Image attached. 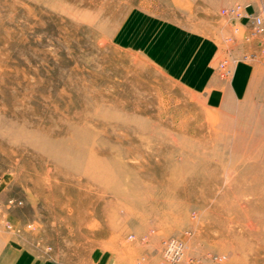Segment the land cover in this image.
Returning a JSON list of instances; mask_svg holds the SVG:
<instances>
[{"label": "rangeland", "instance_id": "obj_1", "mask_svg": "<svg viewBox=\"0 0 264 264\" xmlns=\"http://www.w3.org/2000/svg\"><path fill=\"white\" fill-rule=\"evenodd\" d=\"M263 4L0 0V257L264 264Z\"/></svg>", "mask_w": 264, "mask_h": 264}, {"label": "built area", "instance_id": "obj_2", "mask_svg": "<svg viewBox=\"0 0 264 264\" xmlns=\"http://www.w3.org/2000/svg\"><path fill=\"white\" fill-rule=\"evenodd\" d=\"M245 8V7H244ZM244 8L237 5L232 7L230 10H224L222 13L226 15H231L238 18H251V24L253 25L252 34H261L263 32V14H264V4L262 5V13L259 16L250 17L247 13H245ZM221 76L227 77L229 74L228 69L224 67V64L220 65ZM184 255V246L183 243L176 238H170L163 242L162 248V259L164 262L169 264H175L181 261Z\"/></svg>", "mask_w": 264, "mask_h": 264}, {"label": "crops", "instance_id": "obj_3", "mask_svg": "<svg viewBox=\"0 0 264 264\" xmlns=\"http://www.w3.org/2000/svg\"><path fill=\"white\" fill-rule=\"evenodd\" d=\"M217 74H218L219 82L221 84L227 81V77L223 78L221 76V71L219 69ZM0 264H49V263H44L41 260L37 261L36 259H32L25 254L18 255L13 252L7 251L0 257Z\"/></svg>", "mask_w": 264, "mask_h": 264}]
</instances>
